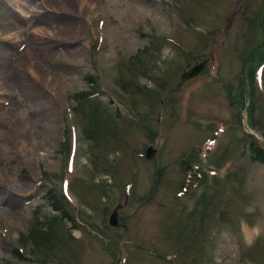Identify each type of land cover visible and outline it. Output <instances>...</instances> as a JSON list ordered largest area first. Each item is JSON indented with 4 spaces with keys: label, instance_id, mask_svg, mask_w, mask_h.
Instances as JSON below:
<instances>
[{
    "label": "rangeland",
    "instance_id": "1",
    "mask_svg": "<svg viewBox=\"0 0 264 264\" xmlns=\"http://www.w3.org/2000/svg\"><path fill=\"white\" fill-rule=\"evenodd\" d=\"M248 134L264 0H0V264H264Z\"/></svg>",
    "mask_w": 264,
    "mask_h": 264
},
{
    "label": "trees",
    "instance_id": "2",
    "mask_svg": "<svg viewBox=\"0 0 264 264\" xmlns=\"http://www.w3.org/2000/svg\"><path fill=\"white\" fill-rule=\"evenodd\" d=\"M247 137L249 139L248 148H249V152H250V157L254 161L264 163V148L258 144L256 138L253 135H247ZM49 199L51 200V206H52L53 210L59 211L62 216L67 217V213L65 212V210L63 208V204L59 200V196L57 194L51 192ZM17 255H18V253H17ZM21 257H24V256L22 255Z\"/></svg>",
    "mask_w": 264,
    "mask_h": 264
},
{
    "label": "water",
    "instance_id": "3",
    "mask_svg": "<svg viewBox=\"0 0 264 264\" xmlns=\"http://www.w3.org/2000/svg\"><path fill=\"white\" fill-rule=\"evenodd\" d=\"M201 68H202V65L201 64L196 65L190 71H188L186 73H183L182 74V77H190L193 74L199 72L201 70ZM154 151L155 150L151 146H149L147 148V151H146V156L147 157H150L154 153ZM188 167H189V165L187 163H181V168L182 169H187ZM109 223L111 225H117L118 222H117V213H116V211H113L111 213L110 218H109Z\"/></svg>",
    "mask_w": 264,
    "mask_h": 264
},
{
    "label": "bare ground",
    "instance_id": "4",
    "mask_svg": "<svg viewBox=\"0 0 264 264\" xmlns=\"http://www.w3.org/2000/svg\"><path fill=\"white\" fill-rule=\"evenodd\" d=\"M10 32V31H9ZM33 72V71H32ZM2 181H4V179H3V177H1L0 176V182H2ZM16 217H14L13 219H12V222L14 221V222H17L19 219H20V215H19V213L17 214V215H15Z\"/></svg>",
    "mask_w": 264,
    "mask_h": 264
}]
</instances>
